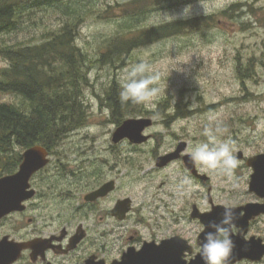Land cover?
Returning <instances> with one entry per match:
<instances>
[{
    "label": "rangeland",
    "instance_id": "374dc122",
    "mask_svg": "<svg viewBox=\"0 0 264 264\" xmlns=\"http://www.w3.org/2000/svg\"><path fill=\"white\" fill-rule=\"evenodd\" d=\"M91 1L101 14L81 23L76 40L92 62L88 73L90 86L82 93L87 121L53 150L52 164L45 175L47 178L49 174L56 175L50 183L54 182L56 188L64 186L60 180L63 178L58 179L57 173L71 177V173L78 174L82 167L114 179L117 191L112 200L119 197L132 201L130 221L119 230V246L127 242L132 232L143 238L150 233L161 235L166 221H178L187 231L197 228L200 232L201 225L189 224L180 212L186 199L192 198L200 211L208 206V196L215 204L232 207L253 201L248 192L252 170L246 166V160L264 152V0H193L179 6L172 3L155 6L134 23L137 31L200 17H211L212 21L199 31L194 27L184 28L176 36L133 50L117 69L96 61L106 50L109 38L126 32L120 31L125 15L116 2L129 0ZM186 8L189 12L185 17ZM135 10L133 7L130 13H136ZM105 11L116 13L117 18L113 19V14L106 16ZM111 16L109 20L107 17ZM46 22L48 29L58 27L55 21ZM14 39L8 38L15 42ZM27 39L30 37L24 33L18 35L19 41ZM35 41L30 42L35 44ZM140 63L150 65L160 74L161 92L154 100L155 109L140 105L142 112L138 116L153 118L155 125L144 132L151 136V141L144 146L136 145L135 149L128 142L114 146L112 135L120 125L113 122L105 93L113 80L121 85L122 74ZM6 66L7 62L0 57V70ZM245 69L250 70L249 74ZM0 102L19 103V100L13 95L0 94ZM177 104L183 116L178 121L174 116ZM215 123L227 127V138L233 142L236 158L239 152L243 155V159H237L239 165L233 176L203 173L197 167L199 175L206 177L202 181L191 178L181 163L156 167V158L173 150L179 139L188 143L203 140L205 127ZM185 177L191 180L190 184L184 183ZM81 186L76 180L79 191L83 190ZM207 187L211 188L210 192ZM76 196L72 206L81 202L82 194ZM59 202L51 196L41 206L44 212L53 210L55 214L59 208L64 209ZM31 206H27L24 227L32 217ZM12 220L9 218L0 228V238L5 234L16 235L9 225ZM102 224L107 228L105 220ZM252 229L253 235L259 233L264 237V218ZM189 236L196 240L195 231L189 232Z\"/></svg>",
    "mask_w": 264,
    "mask_h": 264
},
{
    "label": "trees",
    "instance_id": "16d2710c",
    "mask_svg": "<svg viewBox=\"0 0 264 264\" xmlns=\"http://www.w3.org/2000/svg\"><path fill=\"white\" fill-rule=\"evenodd\" d=\"M191 1L116 2L125 15L120 31L126 32H118L109 38L106 50L96 62L117 69L137 48L176 36L184 28L194 27L198 31L206 28L211 17L138 31L134 26L155 6L164 3L179 6ZM133 7L136 13H130ZM103 13L106 16L113 14L114 18L107 17L109 20L117 18L114 12ZM99 14L91 0H0V57L7 62L6 68L0 70V94L13 95L19 100V103L0 102V178L17 171L23 151L38 145L51 152L63 139L86 124L82 93L90 86L88 73L92 62L77 46L76 40L81 23ZM46 21H55L58 27L48 29ZM21 33L36 40L35 44L30 39L19 41ZM10 36L16 41L8 40ZM120 90L121 85L113 80L104 98L117 126L126 118L141 116L142 112L140 105L122 103Z\"/></svg>",
    "mask_w": 264,
    "mask_h": 264
},
{
    "label": "flooded vegetation",
    "instance_id": "af4514ba",
    "mask_svg": "<svg viewBox=\"0 0 264 264\" xmlns=\"http://www.w3.org/2000/svg\"><path fill=\"white\" fill-rule=\"evenodd\" d=\"M179 105L180 104L176 105L174 114L177 121L183 119V116L180 113L181 107ZM191 112L192 111H190V114ZM140 118L151 120L152 123L149 128L155 125V122L151 117H138L136 119ZM149 128H147V130ZM147 136L149 139L147 142L143 143L144 145L151 141V136ZM122 142H128L133 149L136 148V145L130 143L128 140H123ZM118 144L114 145L113 143L114 146ZM178 146L184 147V150L181 152L180 157L177 160L171 162L167 166L173 163H181L190 177L198 180L199 178L194 176L185 164L184 157L188 156L187 150L190 147L187 141L179 139L173 150H170L168 153H164L159 157L173 153ZM53 156L54 152L49 151L48 165L31 177L30 188L34 191V196L31 200L25 203L26 210L22 213H13L9 215L0 223V228H2L4 224L7 223L6 221L9 218H14L9 225L11 229L16 230V235L5 234L0 238V240L4 237H8L9 241L15 243H31L32 248L24 249L21 252L19 259L14 264H116L121 260L123 254L129 250L139 251L145 245L159 246L163 242L167 241H173L179 245V249L183 250L185 253L184 260L187 262H189L197 254L198 241H201L199 240L201 231L198 232L197 228H195V230L191 229L190 231H187V229L181 225L182 223L180 224L178 221H166L161 235L150 233L147 238H143L140 237L138 233L132 232V234L128 236L127 242H121V246H119V241H117L120 238L119 230L125 228L123 224L130 221V216L132 214V201L130 200V211L125 214L123 220H119L118 217L113 214V210L118 202L129 198L117 197L112 200L113 195L117 191L116 181L108 178L107 176H103L99 171L88 172L87 168L83 167L79 170L78 174L71 173V177L66 175L61 176L57 173L58 179L63 178L60 180L64 181L67 186L57 185L56 188L54 182L50 183L52 178L56 179V175L50 176L49 174V178L45 176L52 164ZM159 157H157L156 160ZM195 170L198 173L197 166H195ZM76 180H78L80 186L83 185L81 186L83 192L79 191L75 187ZM109 183H113L112 191L107 193L104 197L92 200L91 195ZM203 185L206 186V184ZM207 190L210 192L211 188L207 187ZM77 194H82L81 202L79 201L78 204L72 206L74 200L77 198ZM249 194L254 198V200L246 202L240 206L264 203V199L257 197L253 193L249 192ZM51 196L55 197L58 202L60 201L59 204H63L61 206L64 207V209L59 208L60 211H57L55 214L53 210H50L52 213L44 212L43 206H41V202L44 199H50ZM86 198H90L91 200H86ZM28 204H32V217L27 219V225L24 227L23 221L27 214ZM217 206L225 207L219 203L215 204L211 197L208 196V206L200 211L197 203L194 202L192 198H189V200L186 199L184 201L180 212L184 215L183 218L186 219L189 224L193 225V223H199L202 225L198 220L191 218L194 208L198 209L201 213H209ZM77 218L79 221H77ZM263 218L264 214L250 222L249 230L245 236L246 240H249L251 237H256L260 239L262 245H264V237H262L259 233H257V235L252 234L254 224L256 222H260ZM104 220L107 223V228L103 227L102 223ZM26 227L30 228L26 229ZM194 227L195 226H193V228ZM192 231H195V241L192 240L190 236L188 237L189 232ZM238 232L239 230L235 229L233 235H237ZM122 236L123 235H121V237ZM77 239L78 242L73 245L72 242ZM243 263L264 264V256L261 261L256 263L243 260L237 264Z\"/></svg>",
    "mask_w": 264,
    "mask_h": 264
},
{
    "label": "water",
    "instance_id": "95a60500",
    "mask_svg": "<svg viewBox=\"0 0 264 264\" xmlns=\"http://www.w3.org/2000/svg\"><path fill=\"white\" fill-rule=\"evenodd\" d=\"M150 119H128L124 121L113 133L112 142L118 144L123 140H128L134 145H141L148 141L149 137L144 135V131L151 126ZM184 147L178 148L170 154L159 157L156 160L157 168H164L180 157ZM188 170L200 180L205 181V176H200L189 156L184 157ZM237 159H243L241 152ZM49 163L48 151L41 146H33L22 153V160L18 170L12 174L0 178V223L7 216L13 213H22L26 210L25 203L34 196V191L30 188V179L38 171L42 170ZM246 166L251 168L252 174L248 184V191L257 197L264 199V153L248 158ZM113 183H109L91 195L92 200L106 196L112 191ZM86 200H91L86 198ZM130 199L118 202L113 214L119 220H123L125 214L130 211ZM238 213L236 220L237 235H233L234 248L229 258V264H236L243 260L259 262L264 256V245L261 240L251 237L245 239L249 230L250 222L264 214L263 204H247L245 206L233 207ZM224 207L217 206L209 213H201L194 208L191 218L198 220L206 226L212 221H219ZM208 229L206 228V231ZM203 240V232L199 236ZM78 239L72 242L76 244ZM32 248L31 243L19 244L4 237L0 240V264H14L19 259L24 249ZM190 251V250H188ZM191 252V251H190ZM184 251L179 249V245L173 241L163 242L159 246L145 245L139 251L129 250L124 253L121 260L116 264H203L197 253L189 262L184 260Z\"/></svg>",
    "mask_w": 264,
    "mask_h": 264
},
{
    "label": "clouds",
    "instance_id": "9594fccd",
    "mask_svg": "<svg viewBox=\"0 0 264 264\" xmlns=\"http://www.w3.org/2000/svg\"><path fill=\"white\" fill-rule=\"evenodd\" d=\"M189 9L184 10L185 17ZM122 84L119 99L122 103L144 105L155 109L154 100L159 96L160 74L154 72L150 65L140 63L122 74ZM228 129L222 123L210 124L204 129L205 139L189 142L187 150L191 162L203 173L231 177L238 167L239 161L234 154L233 142L227 138ZM184 183L190 184L188 177ZM238 213L230 206L223 209L219 221L201 225L203 240L198 241L197 253L203 264H229V258L234 248L232 239L236 229ZM206 228L208 229L206 231Z\"/></svg>",
    "mask_w": 264,
    "mask_h": 264
}]
</instances>
